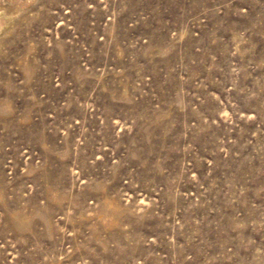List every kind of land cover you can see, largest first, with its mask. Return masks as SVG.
Segmentation results:
<instances>
[{
    "label": "rangeland",
    "instance_id": "rangeland-1",
    "mask_svg": "<svg viewBox=\"0 0 264 264\" xmlns=\"http://www.w3.org/2000/svg\"><path fill=\"white\" fill-rule=\"evenodd\" d=\"M0 264H264V0H0Z\"/></svg>",
    "mask_w": 264,
    "mask_h": 264
}]
</instances>
